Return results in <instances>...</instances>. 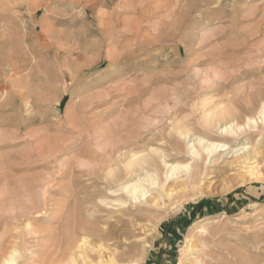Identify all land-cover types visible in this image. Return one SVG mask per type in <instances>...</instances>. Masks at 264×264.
<instances>
[{
  "label": "rangeland",
  "instance_id": "374dc122",
  "mask_svg": "<svg viewBox=\"0 0 264 264\" xmlns=\"http://www.w3.org/2000/svg\"><path fill=\"white\" fill-rule=\"evenodd\" d=\"M0 96V264H70L82 240L119 264H264V184L230 156L155 210L104 207L108 164L173 154L182 128L179 163L198 136L264 170V0H0ZM216 106L257 125L207 133Z\"/></svg>",
  "mask_w": 264,
  "mask_h": 264
},
{
  "label": "bare ground",
  "instance_id": "6f19581e",
  "mask_svg": "<svg viewBox=\"0 0 264 264\" xmlns=\"http://www.w3.org/2000/svg\"><path fill=\"white\" fill-rule=\"evenodd\" d=\"M10 71H11L10 72L11 76L17 73V72L14 73L12 69H10ZM2 91L5 92L6 88H3ZM4 92L3 94H5ZM19 96H21V94ZM2 98L4 99L3 96H0V100ZM231 111H234V110L232 109ZM257 115H258V118L260 119V123H262L264 127V102L262 100H261V105L258 109ZM199 119H200L199 121H201L200 128L201 127L204 128L206 131H208L207 133L214 131L218 134V136L228 134V133H233L232 132L233 127L234 128L239 127L238 129H241V128L245 129L246 127L247 129H250L252 126L254 128L257 125L256 119H254L252 116H245L242 120L243 127H240L238 125V122L240 120L237 119L236 115L233 114V112L228 111L223 106H216L213 109L208 110V111L203 110ZM237 128L236 130H238ZM187 131L184 130L183 128L177 130L178 134L176 133V135H178L179 138L176 139L175 141L176 144H174L176 146L171 150L173 154L167 155L166 152L161 151L160 155H158L157 153L159 152L155 150H150V153L146 151L147 154H143V155L131 153L128 160L125 159L126 157L123 158L124 159L123 161L127 160L126 163H123V173L124 174L122 173L124 176L123 178H129L126 182L123 180L122 177L118 178L114 176L119 170V161L111 162L110 165L108 164V168H107L108 172L106 173H108L107 175L109 176V178L107 179L109 180L110 184L111 183L116 184V186L112 187L113 191L111 192L107 191V192L111 193L110 197L111 195L112 196L114 195L113 197H116V198L113 199L112 197L110 203L106 202L104 207L105 206L111 207L112 203H115L117 204L116 206L118 207L121 206L122 208H125L127 202L133 205H136L137 203L139 205H142V204L148 205L149 211H151L154 208L161 207L162 205H165L166 202H173L176 199H178L181 193L184 192L189 187H193L199 184L200 182H202L205 176V172L207 170L216 167L218 163L225 162L224 157L228 158L229 156L230 158H232V161L228 162L227 164L228 166H230L231 169L235 170L236 174L232 180L235 182V184L243 185L245 182H260L264 184V170L257 169L256 171H254V169L258 168L257 165L254 166V164L257 162L255 161V156L256 157L258 156V154L256 153L257 151H255V149L254 151H248L249 150L248 148L247 149L241 148L239 150L234 151V150H230L229 149L230 147L228 148L224 144L220 145V144H217V142L216 144H214L213 143L214 141H211L212 143H210L208 141H205L202 138H198V136L196 135L197 137H194L192 141L196 142L197 148L194 146L193 143L192 145L187 146L188 150L186 154L187 156H189L190 162L189 163L188 162L179 163V161L182 160L181 158L182 156H180L181 154L180 145H182L181 139L189 138ZM190 141H191V138H190ZM175 142L173 138V143ZM126 151H129V150H126ZM130 152H133V150ZM126 153L128 155V152ZM122 162H120V165L122 164ZM122 180L125 182V183L123 182L124 184L121 182ZM114 188L116 189L114 190ZM117 193H122V194L124 193V194L121 196ZM86 246L89 247L90 245H87V241L82 240V244H78L74 247V249L72 248L70 250L69 252V263L70 264H78L79 262L80 264H93L86 252V248H85ZM89 248L91 249V251L94 250L97 253L96 264H119L121 263L119 262V257H116L113 254H108V253H106V255L104 254L106 249L103 247V245H101V242L98 246L89 247ZM62 253H64V251ZM7 255L8 256L4 258L2 264H16V261H17L16 257L18 255V250L12 249L10 254H7ZM193 261L194 260H192V262ZM200 261H201L200 258H198V260L195 261L194 264H202Z\"/></svg>",
  "mask_w": 264,
  "mask_h": 264
},
{
  "label": "trees",
  "instance_id": "16d2710c",
  "mask_svg": "<svg viewBox=\"0 0 264 264\" xmlns=\"http://www.w3.org/2000/svg\"><path fill=\"white\" fill-rule=\"evenodd\" d=\"M208 202L207 201H204V202H201L200 204H198V206H203L204 204H207Z\"/></svg>",
  "mask_w": 264,
  "mask_h": 264
}]
</instances>
